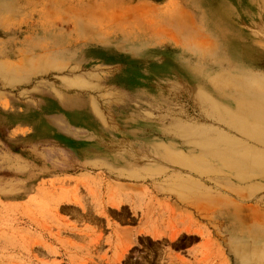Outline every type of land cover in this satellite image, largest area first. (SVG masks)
Listing matches in <instances>:
<instances>
[{
	"label": "rangeland",
	"instance_id": "374dc122",
	"mask_svg": "<svg viewBox=\"0 0 264 264\" xmlns=\"http://www.w3.org/2000/svg\"><path fill=\"white\" fill-rule=\"evenodd\" d=\"M0 264H264V0H0Z\"/></svg>",
	"mask_w": 264,
	"mask_h": 264
},
{
	"label": "bare ground",
	"instance_id": "6f19581e",
	"mask_svg": "<svg viewBox=\"0 0 264 264\" xmlns=\"http://www.w3.org/2000/svg\"><path fill=\"white\" fill-rule=\"evenodd\" d=\"M119 258V257H118Z\"/></svg>",
	"mask_w": 264,
	"mask_h": 264
}]
</instances>
